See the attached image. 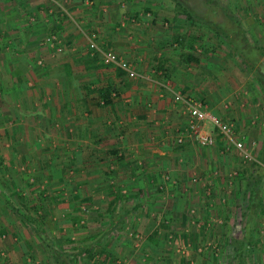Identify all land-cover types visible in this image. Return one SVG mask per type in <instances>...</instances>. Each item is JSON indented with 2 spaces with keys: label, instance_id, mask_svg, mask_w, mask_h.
Returning <instances> with one entry per match:
<instances>
[{
  "label": "crops",
  "instance_id": "0c3cea01",
  "mask_svg": "<svg viewBox=\"0 0 264 264\" xmlns=\"http://www.w3.org/2000/svg\"><path fill=\"white\" fill-rule=\"evenodd\" d=\"M141 1L129 0L123 6L124 0H0V261L5 248L18 260L17 248L22 246L2 236L7 231L12 238L8 231H13V223L24 221L7 202L17 208L32 207L35 198L30 192L23 198L22 192L29 190L33 179L49 176L60 181L54 186L60 192L49 199L70 206L76 189L90 187L92 171L115 176L111 186L92 190L120 192L131 198L128 192L152 190V180L162 182L166 174L181 190L187 185L185 175L193 161L201 156L209 159L193 149L196 143L206 149L210 145L187 136L177 142L188 124L187 103L197 102L229 119L225 116L236 107L230 102L231 95L237 92L229 88L233 69L227 62L229 57L238 58L258 48L248 45L244 34L252 29L262 36L264 0H253L252 11L247 7V12L239 0L233 14L228 13L232 16L208 5L184 7L178 5L180 0L169 7L156 5V0ZM236 13L239 19L233 17ZM219 14L227 17L222 25L233 29V38L242 49L233 48L226 28L223 39L204 32ZM92 43L99 48H91ZM108 50L137 76L104 63L102 52ZM262 52L257 50L258 55ZM240 77L236 73V79ZM232 97L234 101L238 98ZM241 117L245 123L251 120L245 114ZM205 127L215 131L207 120ZM212 134L216 143L220 135ZM258 138L262 141V136ZM6 140L13 143V154H6ZM39 144L42 149H37ZM219 144L226 147L224 141ZM39 159L44 165L35 162ZM66 160L77 164L71 181L66 177L72 173L63 164ZM93 162L94 167L87 166ZM23 164L34 175L30 181L17 172V179L6 176ZM21 179L24 183L18 187ZM6 190L14 199L6 197ZM111 195L106 207L115 197ZM141 219L129 222L143 223Z\"/></svg>",
  "mask_w": 264,
  "mask_h": 264
},
{
  "label": "rangeland",
  "instance_id": "374dc122",
  "mask_svg": "<svg viewBox=\"0 0 264 264\" xmlns=\"http://www.w3.org/2000/svg\"><path fill=\"white\" fill-rule=\"evenodd\" d=\"M13 1L9 0L12 3ZM128 1L124 0L123 6H127ZM134 1L139 2V0ZM156 1V5L162 7L175 4V0ZM144 2L145 0L141 1L142 4ZM180 2L178 5L184 7L199 9L208 5L214 9L219 8L225 12V15L227 14L226 16H232L228 13L233 14L232 9L236 10L239 5V0H180ZM242 2L246 6H243ZM242 2L240 4L246 12L247 7L249 11H252L253 0H242ZM217 17L213 26H208V29L204 28V32L213 34L215 38L220 36L223 39L225 28V32H233V29L222 25L227 17L223 14L217 15ZM219 17L221 18L219 19ZM233 17L239 19L240 15L237 14ZM197 26L202 25L198 23ZM216 30L222 32L217 35ZM238 38L241 39L239 36ZM244 39L248 45H255L264 51V32L260 36L252 29L246 30ZM235 40L239 48L242 49L239 41ZM259 44L263 45L259 46ZM245 48L246 46H243V50ZM233 57H229L230 62H227L229 68L233 69L228 85L231 92H237V95H231L232 100L230 101L236 107L229 112L230 116L225 117L229 118L226 120L230 121L233 128L237 129L238 132L234 131L233 133V139L243 142L244 149L242 151L236 149L232 143L227 144L221 136H218L217 142L211 144L209 149L199 147L196 143L193 149L196 154L199 156L202 151L204 156H208L209 159L201 156L199 161H193L191 171L185 175V178H188L185 187L178 190L174 186L175 183H171L172 179L168 174L162 179L168 182L164 185L161 184L163 181L153 179L152 190L128 192L131 198L127 197L122 200L123 204L120 203V206L123 208L118 214H111L105 210V203L112 196L111 193L115 196L116 192L92 190L95 188L94 186L100 189L111 186V180L115 176L112 173L107 175L92 171V175L89 176L90 187L76 189L73 194H77V196L70 206L57 204V201L45 203L43 208L50 210V214L44 218L39 217V213H35L32 207L20 206V213L31 214L32 223H34L14 222L13 231L9 230L8 232H12V238L16 237V239L10 238L7 231L3 233L4 241H16L22 247L17 248L18 260L14 259L10 255V250L5 248L3 260L0 263L5 264L14 260L15 264H55L52 249L39 238L33 227V225L38 226V220L39 227L37 229L44 231L52 240L60 242L66 250L71 249L74 245L93 246L94 258L89 259L82 255L75 264H107V262L110 264H264V208L261 214L257 215V221L254 220L253 237L255 240L248 251L236 249L234 246L237 244L233 242L234 239H241L244 234H242L245 225L243 213H245L248 202V198L242 192L245 179L240 177V172L243 166H249L251 161L256 159L255 150L258 147L260 150L264 143V52L258 59L255 70L244 67L241 55L238 58ZM236 73L241 76L239 80L236 79ZM260 79L262 80L260 81ZM232 96L238 98L234 101ZM230 102L228 103L231 104ZM224 109L223 112H226V108ZM240 114L251 118L250 122L245 123V119L242 121L243 117ZM205 131L210 133L206 127ZM212 133L216 132L212 131ZM258 136H262V141ZM219 141H224V145L226 143L224 149ZM3 143L8 148L7 151L5 149L6 154L8 155L9 152L13 154V143L7 140ZM42 147L43 145H40V148L37 149H42ZM35 162L37 164L43 162L44 165V160L39 159V162L37 160ZM63 164L72 170V173L66 176L68 181H71L75 177L73 171L77 164H72L71 160H66ZM88 165L94 167V162L87 163ZM27 167L24 164L20 168L14 166L6 176L10 179H17V175H14L17 172L21 173L24 179L30 181L34 175L28 173ZM31 167L34 168V165ZM14 168L16 171H13ZM99 170H103L101 166ZM24 172L25 175H23ZM22 183L24 180L21 179L18 187ZM60 183L56 179L51 180L49 176L39 181L33 179L28 185L29 190L25 189L24 193L22 192L23 198H26L29 192L31 197H34L33 194L40 192L43 188L45 195L54 196L60 192L55 189ZM159 184L161 185L159 186ZM6 192L7 198L14 199L10 190H6ZM100 195L105 198H101ZM135 195L136 199L133 200ZM262 203L264 204V190ZM132 204L137 208L132 209ZM114 207L116 210L117 204ZM127 208H130V211L126 213L124 209ZM137 217L140 219L143 217L144 222L141 223V219L132 225L133 223L129 221L137 219ZM145 217L150 222L146 228L139 229L140 225L145 226L147 221ZM36 218L38 219L36 220ZM149 236L157 238V243L150 240Z\"/></svg>",
  "mask_w": 264,
  "mask_h": 264
},
{
  "label": "trees",
  "instance_id": "16d2710c",
  "mask_svg": "<svg viewBox=\"0 0 264 264\" xmlns=\"http://www.w3.org/2000/svg\"><path fill=\"white\" fill-rule=\"evenodd\" d=\"M93 0H89L90 3H92ZM227 38H229L230 42H232L235 46L233 48L238 49L237 46H239L236 41L233 38L232 32H227ZM258 51L260 48H256ZM255 51L248 50L247 52H242L241 55V61L245 68L255 70L257 68V62L259 57L262 55V53H257V50ZM257 54V55H255ZM262 79H260L261 81ZM1 163V162H0ZM240 177L245 179L244 188H243V194L248 198L246 210L243 217H245L244 220V229L242 230L243 236L241 239L237 238L234 239L233 242H235L237 245L234 247L241 251H248V249L252 246L254 243L253 241L255 238L253 237L254 227H255V221H257V215L261 214L262 209L264 208V204L262 203V197H263V190H264V143L262 144V148L259 150L256 159L252 160L249 166H243L240 172ZM40 178V177H39ZM38 179V178H37ZM41 179V178H40ZM39 180V179H38ZM36 202L32 206L35 213H39V217L44 218L47 214H50V210H44V204L50 203L49 196L45 195V189L43 188L38 191V193L33 194ZM125 194H121L120 192H117L114 199H112L107 207L106 211L111 214H118L120 213L123 208L120 206V203L125 198ZM57 200V199H56ZM121 200V201H120ZM13 211H16L17 214H19V218H21L23 221L27 223H32L33 217L31 214H22L18 213L20 212V209L13 206L11 202H7ZM52 203V202H51ZM57 203V202H56ZM117 204L116 210H114V205ZM137 206H133L132 209H136ZM126 210V213L130 211V208L124 209V212ZM81 211V210H79ZM38 218H36L37 220ZM244 219V218H243ZM34 223V222H33ZM32 223V224H33ZM38 226H34V229L37 231L39 238L45 242L46 245H48L52 249V254L54 257L55 264H75L78 259L85 255L89 259L94 258V249L91 245H74L71 249L66 250L63 248L62 244L60 242L54 241L51 238H49L48 235L45 234L44 231L38 230L37 227H39V221L37 220ZM150 240H153L154 243H157V238L155 239L152 236H149ZM70 240V239H69ZM107 264H110L107 262Z\"/></svg>",
  "mask_w": 264,
  "mask_h": 264
},
{
  "label": "built area",
  "instance_id": "2783aa9c",
  "mask_svg": "<svg viewBox=\"0 0 264 264\" xmlns=\"http://www.w3.org/2000/svg\"><path fill=\"white\" fill-rule=\"evenodd\" d=\"M90 47L95 50L98 49L94 43H92ZM102 60L106 64H113L125 70L130 77L137 76V73L130 69L128 64L122 61L114 51L108 50L102 52ZM186 108L189 114L188 124L183 132L178 135L177 142H183L184 137L187 136L195 139L203 146H209L214 143L215 136L211 132H206L204 129L205 121L207 120L213 126L216 134L220 135L227 144L232 143L236 149L241 151L244 149L241 140L233 139L234 128L229 121L222 119L215 113L203 109L197 102H188Z\"/></svg>",
  "mask_w": 264,
  "mask_h": 264
}]
</instances>
